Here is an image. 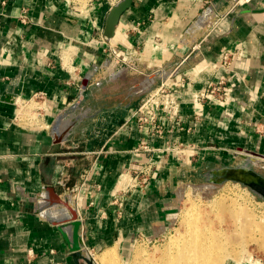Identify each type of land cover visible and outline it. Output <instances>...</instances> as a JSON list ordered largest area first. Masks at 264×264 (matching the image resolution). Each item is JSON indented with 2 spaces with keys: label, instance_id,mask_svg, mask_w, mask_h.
<instances>
[{
  "label": "crops",
  "instance_id": "obj_1",
  "mask_svg": "<svg viewBox=\"0 0 264 264\" xmlns=\"http://www.w3.org/2000/svg\"><path fill=\"white\" fill-rule=\"evenodd\" d=\"M211 1L224 15L200 27L207 0H91L84 9L69 0H0V264H78L54 222L69 215L66 207L34 199L50 186L62 198L79 187L72 205L82 220V248L103 264V253L128 258L137 238L172 219L174 190L183 177L238 163L234 156L242 149L264 155V136L257 132L264 121V0L232 12L230 0ZM110 47L120 51L106 70ZM135 48L138 54L130 55ZM227 51L240 53L230 68L221 66ZM125 62L135 67L124 68ZM131 70L144 75L132 77L140 100L152 78L155 87L175 72L170 81L178 88L181 115L175 123L163 120L164 137L138 127ZM119 71L125 74L109 79ZM219 77L228 80L227 104L206 103L196 118L193 93ZM39 90L49 95L42 126L19 125L16 100ZM58 118L61 131L68 125L70 131L57 147ZM87 118L92 126L83 124ZM178 143L194 147L187 158L172 150ZM151 156L158 164L153 178L126 195L118 214L113 194L125 173ZM86 170L89 180L81 187Z\"/></svg>",
  "mask_w": 264,
  "mask_h": 264
},
{
  "label": "rangeland",
  "instance_id": "obj_2",
  "mask_svg": "<svg viewBox=\"0 0 264 264\" xmlns=\"http://www.w3.org/2000/svg\"><path fill=\"white\" fill-rule=\"evenodd\" d=\"M90 1L91 0H69L72 6L81 9H84ZM134 72L136 71L131 70L130 76H128L127 79L130 84L131 97L134 98L135 103H138L141 100L138 98V94L134 91V88H136L135 86L137 85V79L133 80L132 77H134V75H144L138 71L136 73ZM123 74H125L124 71L114 72V74L110 73L109 79L110 77L114 79L116 76ZM100 104H106V101L102 99L100 100ZM92 123L93 121L90 118H87L84 120L83 124L88 127L90 125L92 126ZM79 134H81L80 131ZM249 160L252 164L259 165L255 159V163L253 160ZM243 161L244 157L240 156L236 159V162L238 163L233 162L231 165L235 166L236 164H241ZM252 167L264 177V168ZM206 171V169L199 170L198 172L193 173L192 176L188 174L178 181L174 190L173 201L175 211L172 219L163 223L161 226H158L153 235L137 238L131 245L128 258L122 260L116 252L117 258H111L108 260L107 264H162L165 260V255H169V253L172 252L174 253L175 251L173 250L177 249L178 244L180 245V240L177 241V239H181V236L183 237L187 232L186 223L190 215L197 219L205 220L206 224L204 225H207L206 228L211 227L217 230L223 228L224 232H227L228 234L233 230L235 231V227H237L235 222L236 218L230 212L229 207L230 201L233 202L234 199L235 202L231 203L237 205L241 203L240 205L242 207L246 206L247 208L245 207V209H247L251 215L253 214V221L250 227V224L248 223L250 219H248L246 215L238 217L239 226L237 232L231 236L227 233L223 235L225 239L231 237L230 240L232 241L229 242H235V249L237 250L234 255L232 254L226 257L223 261L226 262L232 259L243 264H264V198L240 182L226 181L223 183H213L207 181L205 177ZM205 187H207V189H205ZM227 197L232 200L227 199ZM38 198L40 199L41 197ZM36 201L38 200L36 199ZM245 203L246 205H243ZM195 214L197 216H195ZM207 221H209L211 225ZM242 224H244V226H242ZM247 224H249V226ZM245 225H247V227ZM240 230H243V232ZM138 250H140V253H138Z\"/></svg>",
  "mask_w": 264,
  "mask_h": 264
},
{
  "label": "built area",
  "instance_id": "obj_3",
  "mask_svg": "<svg viewBox=\"0 0 264 264\" xmlns=\"http://www.w3.org/2000/svg\"><path fill=\"white\" fill-rule=\"evenodd\" d=\"M207 1V4H209L208 6L213 7V1ZM248 1L249 0H230L231 4L229 11L232 12L237 10L240 6L244 5ZM208 6L204 8L203 12L201 13L202 15H200L199 17V19L204 20V23L200 27H205L209 25L211 26L214 23L218 22V20L224 15L221 14L220 11L216 10L214 7L210 9ZM20 17L21 21H28V16L26 14H22ZM119 51V47L108 48L109 55L102 67L107 70V68L111 65H115L116 60L119 56ZM138 52V48L132 49L130 55L135 56L138 54ZM239 54L240 53L237 51L225 52L222 57L221 66L224 68H230L233 60ZM129 65H131L133 68L135 67L132 63L128 64L125 62L124 68ZM121 69H123V66H121ZM174 73L175 72L172 71L166 77H161L160 83L155 87V79L152 78V81L149 82L144 87V90L141 91V95H143V97L139 103V106L134 112V117L136 118L140 131L147 133L150 136H165L168 129L163 123L164 119L174 123L180 120L181 100L178 95V88L175 82L170 81L171 76ZM228 90V80L226 78L219 77L216 79L209 80L204 89L194 92L192 95V102L195 106V117L200 119V117L202 116L201 107L204 106L206 103L210 102L219 106L227 104L229 100ZM48 103L49 95L44 90H39L35 92L33 96L29 99L25 97H19L16 100L18 113L16 115L15 121L19 125L27 127L42 126ZM257 132L260 135L264 136V121L257 125ZM172 147V150L180 159L187 158L189 153L194 150V147L184 143L174 144L172 145ZM142 148L147 152L155 151L154 148L149 147L147 144L142 145ZM243 155L256 159L259 161L260 164H262H251V166L264 168V155H253L249 151L242 149L241 151L237 152L234 158L238 159V157H243ZM260 156H262V158ZM157 166L158 164L155 160H153L151 156L146 162L133 166L131 169H129V171H127V173H125L121 184L117 188L116 192L113 194L111 201V205L116 208L118 214H122L126 195L134 189H145L153 178ZM89 175V170H86L83 174V181L81 183V187L87 185ZM78 190L79 187L77 186L71 189V194H69L71 204H73L72 194L74 191ZM39 197L45 198L47 197V193L42 192ZM34 199L35 201L36 199L39 200L38 197ZM38 202L39 201H36L37 204Z\"/></svg>",
  "mask_w": 264,
  "mask_h": 264
},
{
  "label": "bare ground",
  "instance_id": "obj_4",
  "mask_svg": "<svg viewBox=\"0 0 264 264\" xmlns=\"http://www.w3.org/2000/svg\"><path fill=\"white\" fill-rule=\"evenodd\" d=\"M203 21L204 20L198 19L197 25L201 26L204 23ZM149 81H150V79H149ZM60 125H61V121H60V123H58V125L55 126V128H57L58 132L63 130V129H61ZM61 132H63V131H61ZM249 159L253 160L254 163L256 161L259 163L258 160L255 159L256 161H254L253 158L249 157L245 161L246 163L248 162L247 164H252ZM255 165H257V164H255ZM259 165H261V164L259 163ZM205 189H207V187H205ZM179 194H180V192H179ZM227 199H229V197H227ZM231 202L232 201H230V204H229L230 205L229 206L230 212L236 218L235 222L237 224V227H235V231L233 230L231 233L228 234L227 232H224L223 228L218 229V230L213 229L211 227L206 228L207 225L206 226L204 225V224H206L205 220H202L199 218L197 219L196 217L190 215L189 218L187 219V223H186L187 224V226H186L187 232L185 233V235L183 234L184 235L183 237L181 236V239L180 238L177 239V241L180 240L179 241L180 245L178 244L177 249L173 250V251H175L174 253L172 252L173 254L169 253V255H165L167 258L165 257V260L163 261V263L162 262L161 263L162 264H223V263H225L223 261V259H225L226 257H228L232 254L234 255L237 252V250L235 249L236 243L234 242L235 243L234 244L232 242H229V241H232V240H230L231 237L230 238L227 237L225 239V237L223 235L225 233H227L229 236H231V235L235 234V232H237L238 226H239L238 217L246 215L248 217V219L251 220V221L249 220V222H248L250 224V227H251V223L253 221V214L251 215L248 212V210L245 209L246 206L242 207L240 205L241 204L240 202H239L240 204L238 203L239 205H237L235 203L232 204L233 202H235V199L232 203ZM243 205H246V203ZM66 209L69 212L67 207H66ZM70 215L71 214L69 212V215L67 217H70ZM195 216H197V215L195 214ZM64 218H66V217H64ZM207 222L210 223L209 221H207ZM223 222H224V220H223ZM249 224H247V225L249 226ZM210 225H211V223H210ZM247 225H245V226L247 227ZM242 226H244V224H242ZM241 229H243V228H241ZM240 231L243 232V230H240ZM67 232L71 233L69 231H67ZM140 250H138V253H140ZM100 257H101L100 261L104 264V263H107L108 260L111 259L112 255H110L108 252H105Z\"/></svg>",
  "mask_w": 264,
  "mask_h": 264
},
{
  "label": "water",
  "instance_id": "obj_5",
  "mask_svg": "<svg viewBox=\"0 0 264 264\" xmlns=\"http://www.w3.org/2000/svg\"><path fill=\"white\" fill-rule=\"evenodd\" d=\"M123 3L115 6L112 9L111 16L115 17L120 12ZM86 84V83H85ZM87 85H84V88ZM61 119L58 118L53 127V135H54V143L56 146H60V144L66 138L67 133L70 131L68 127L63 132H58L57 128H55L58 123H60ZM245 161L249 156L243 155ZM242 162L241 164H237L235 166H224L221 168L211 169L205 173V177L207 181L213 183H223L226 181H236L243 183L248 186L255 193L259 194L262 198H264V177L256 172L251 164H247L246 162ZM47 199L52 204H62L68 208L70 212V217L64 218L62 221H54L59 224V230L61 231L66 243L69 245L72 257L74 260L80 264V260H84L87 264H95L92 257L87 256L82 248L83 237L80 232L82 220L79 218L78 210L74 207L70 199L68 197L62 198L58 195L53 186L47 188ZM67 227H70L71 233L67 232Z\"/></svg>",
  "mask_w": 264,
  "mask_h": 264
}]
</instances>
